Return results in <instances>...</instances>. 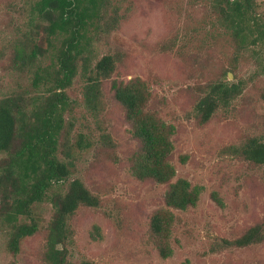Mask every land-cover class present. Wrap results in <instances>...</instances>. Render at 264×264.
I'll use <instances>...</instances> for the list:
<instances>
[{
	"label": "rangeland",
	"instance_id": "obj_1",
	"mask_svg": "<svg viewBox=\"0 0 264 264\" xmlns=\"http://www.w3.org/2000/svg\"><path fill=\"white\" fill-rule=\"evenodd\" d=\"M258 2L264 12V0ZM31 3L0 0L2 92L29 89L28 78L10 69L8 56L19 30L24 31L30 19ZM118 17L115 29L92 39L91 62L114 55L112 80L146 81L152 94L149 109L174 128L173 182L184 179L201 192L194 207L170 209L175 219L173 251L168 258L159 256L149 240L148 222L156 209L165 206L166 185L141 182L128 172L126 157L136 143L122 110L108 92L110 80L104 83L103 109L95 118L83 106V83L77 78L68 91L73 109L66 117L73 116V134L81 131L93 147L77 158V174L72 178H79L101 203L95 208L80 206L68 220V261L264 264V236L242 248L226 243L264 221V166L232 152L250 137L264 139V69L254 50L237 48L233 33L217 22L209 0H123ZM224 71L230 83L245 82L243 91L230 106L217 109L202 122L196 111L198 98L211 76ZM102 135H108L112 144L102 145ZM33 215L40 229L21 241L17 254L7 249V224L0 221V264H45V226L52 209L43 202L33 207Z\"/></svg>",
	"mask_w": 264,
	"mask_h": 264
},
{
	"label": "trees",
	"instance_id": "obj_2",
	"mask_svg": "<svg viewBox=\"0 0 264 264\" xmlns=\"http://www.w3.org/2000/svg\"><path fill=\"white\" fill-rule=\"evenodd\" d=\"M121 1L32 0L25 30H19L18 39L11 45L10 69L29 80L26 91L20 87L0 90V221L7 224V249L13 254L18 253L23 239L40 229L33 207L46 202L52 216L45 226L44 263L74 264L67 259L68 220L80 206L95 208L101 203L79 178H72L77 174V158L93 147L81 131L73 134V116L66 117L73 109L68 91L77 78L83 83V106L95 118L103 109L104 83L110 80L108 92L122 110L136 143L126 157L128 172L141 182L166 185L165 206L156 209L148 222L149 240L159 256L168 258L173 251L170 242L175 219L170 209L185 211L197 204L200 187H191L184 179L173 182L176 172L170 157L174 128L149 109L152 94L146 81L112 80L117 60L114 55L91 62V41L117 27ZM209 1L217 22L233 33L237 48H252L264 69V12L258 0ZM217 74L211 76L196 103L202 122L217 109L230 106L245 85L241 79L227 81L225 71ZM102 141V145L112 144L108 135H102ZM232 150L235 156L264 166V139L250 137ZM263 236L264 221L226 243L242 248Z\"/></svg>",
	"mask_w": 264,
	"mask_h": 264
}]
</instances>
